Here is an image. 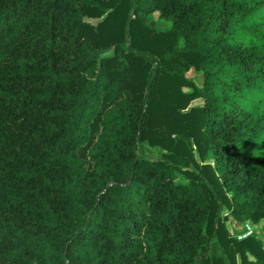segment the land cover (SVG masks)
Wrapping results in <instances>:
<instances>
[{"label": "trees", "instance_id": "obj_1", "mask_svg": "<svg viewBox=\"0 0 264 264\" xmlns=\"http://www.w3.org/2000/svg\"><path fill=\"white\" fill-rule=\"evenodd\" d=\"M232 220H264V0H0V264H264Z\"/></svg>", "mask_w": 264, "mask_h": 264}, {"label": "rangeland", "instance_id": "obj_2", "mask_svg": "<svg viewBox=\"0 0 264 264\" xmlns=\"http://www.w3.org/2000/svg\"><path fill=\"white\" fill-rule=\"evenodd\" d=\"M144 17L150 25H152L153 27H155L159 30H164V29H167V27H168V22L162 20L159 17V13H153V14H150V15L144 16ZM194 74H195V72L193 70L188 72V75L190 77H193ZM141 154L144 156L161 157L163 154V150L161 148L160 149L159 148L154 149V148H151L149 145L144 144L141 147ZM177 180L182 181V182H189L190 181L189 178H187L185 175H183L181 173H178V179ZM223 211H224V213L228 212L226 207L223 209ZM247 224H250V227L252 228V233H254V232L258 233L264 239V232L262 229V227L264 225V220L258 224H253V223L239 224L236 221L232 220L231 221L232 229H230V228L229 229L233 235H235L237 238L241 239V237L243 235L251 232V231L247 230ZM252 233H250V234H252Z\"/></svg>", "mask_w": 264, "mask_h": 264}, {"label": "built area", "instance_id": "obj_3", "mask_svg": "<svg viewBox=\"0 0 264 264\" xmlns=\"http://www.w3.org/2000/svg\"><path fill=\"white\" fill-rule=\"evenodd\" d=\"M247 230L251 231L250 233H252V228L250 227V224H247ZM250 233L243 235L241 238H244V237L250 235Z\"/></svg>", "mask_w": 264, "mask_h": 264}]
</instances>
